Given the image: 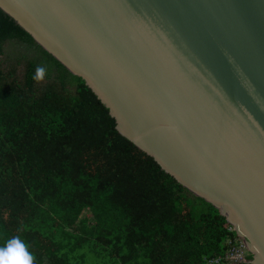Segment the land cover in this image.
<instances>
[{
    "label": "water",
    "instance_id": "water-1",
    "mask_svg": "<svg viewBox=\"0 0 264 264\" xmlns=\"http://www.w3.org/2000/svg\"><path fill=\"white\" fill-rule=\"evenodd\" d=\"M117 131L264 264V0H0Z\"/></svg>",
    "mask_w": 264,
    "mask_h": 264
},
{
    "label": "trees",
    "instance_id": "trees-1",
    "mask_svg": "<svg viewBox=\"0 0 264 264\" xmlns=\"http://www.w3.org/2000/svg\"><path fill=\"white\" fill-rule=\"evenodd\" d=\"M11 41L36 49L57 81L39 89L36 60L22 83L5 74ZM116 127L85 81L0 8V243L20 237L35 264H206L225 255L235 235L227 219Z\"/></svg>",
    "mask_w": 264,
    "mask_h": 264
},
{
    "label": "rangeland",
    "instance_id": "rangeland-1",
    "mask_svg": "<svg viewBox=\"0 0 264 264\" xmlns=\"http://www.w3.org/2000/svg\"><path fill=\"white\" fill-rule=\"evenodd\" d=\"M31 60H36L39 67L45 69L44 79L38 81L39 89H43L50 83L57 81L60 74L55 66H53L46 58H43L36 49L16 41L7 42L5 44L4 55L1 57V68L7 75L14 70L18 81L22 83L24 82L27 63ZM68 89L72 93H75L76 84L68 85Z\"/></svg>",
    "mask_w": 264,
    "mask_h": 264
},
{
    "label": "clouds",
    "instance_id": "clouds-1",
    "mask_svg": "<svg viewBox=\"0 0 264 264\" xmlns=\"http://www.w3.org/2000/svg\"><path fill=\"white\" fill-rule=\"evenodd\" d=\"M45 77V69L37 67L33 79L42 81ZM0 264H35V258L20 237L13 236L0 243Z\"/></svg>",
    "mask_w": 264,
    "mask_h": 264
},
{
    "label": "built area",
    "instance_id": "built-area-1",
    "mask_svg": "<svg viewBox=\"0 0 264 264\" xmlns=\"http://www.w3.org/2000/svg\"><path fill=\"white\" fill-rule=\"evenodd\" d=\"M229 232L235 235L227 239L228 251L225 255L216 256L206 260V264H250L251 253L244 239L236 234L233 226L230 225Z\"/></svg>",
    "mask_w": 264,
    "mask_h": 264
}]
</instances>
